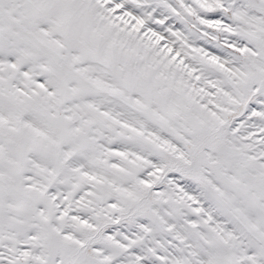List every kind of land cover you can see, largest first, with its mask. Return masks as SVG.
Here are the masks:
<instances>
[{"label": "snow or ice", "instance_id": "1", "mask_svg": "<svg viewBox=\"0 0 264 264\" xmlns=\"http://www.w3.org/2000/svg\"><path fill=\"white\" fill-rule=\"evenodd\" d=\"M0 264H264V0H0Z\"/></svg>", "mask_w": 264, "mask_h": 264}]
</instances>
